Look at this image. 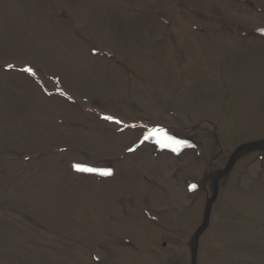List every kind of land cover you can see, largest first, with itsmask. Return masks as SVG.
<instances>
[{
  "label": "rangeland",
  "instance_id": "374dc122",
  "mask_svg": "<svg viewBox=\"0 0 264 264\" xmlns=\"http://www.w3.org/2000/svg\"><path fill=\"white\" fill-rule=\"evenodd\" d=\"M215 136L264 138V0H0V264H189ZM197 252L264 264V153Z\"/></svg>",
  "mask_w": 264,
  "mask_h": 264
},
{
  "label": "water",
  "instance_id": "95a60500",
  "mask_svg": "<svg viewBox=\"0 0 264 264\" xmlns=\"http://www.w3.org/2000/svg\"><path fill=\"white\" fill-rule=\"evenodd\" d=\"M253 151H264V139L240 143L236 146L231 155L228 157V160L223 165H220V167L216 170H210L208 168L204 172V175L200 180V185L202 186L205 184V182H208L211 196L206 199L201 224L191 234L189 240L187 241V245L190 250V264H196L198 238L208 224L211 203L216 197L218 182L220 181L222 184H224L234 163L245 154Z\"/></svg>",
  "mask_w": 264,
  "mask_h": 264
},
{
  "label": "snow or ice",
  "instance_id": "6c2138e0",
  "mask_svg": "<svg viewBox=\"0 0 264 264\" xmlns=\"http://www.w3.org/2000/svg\"><path fill=\"white\" fill-rule=\"evenodd\" d=\"M8 67H12V66L9 65ZM24 70L31 73V69L29 68H26ZM74 167L76 168L77 171L85 170V169H81L79 166H74ZM86 170L90 172H99L101 175H104V176H110L112 174L111 170H97V169H86Z\"/></svg>",
  "mask_w": 264,
  "mask_h": 264
},
{
  "label": "bare ground",
  "instance_id": "6f19581e",
  "mask_svg": "<svg viewBox=\"0 0 264 264\" xmlns=\"http://www.w3.org/2000/svg\"><path fill=\"white\" fill-rule=\"evenodd\" d=\"M178 199V198H177Z\"/></svg>",
  "mask_w": 264,
  "mask_h": 264
}]
</instances>
